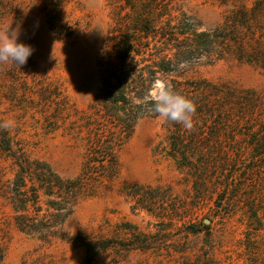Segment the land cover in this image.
I'll return each mask as SVG.
<instances>
[{"label":"rangeland","instance_id":"374dc122","mask_svg":"<svg viewBox=\"0 0 264 264\" xmlns=\"http://www.w3.org/2000/svg\"><path fill=\"white\" fill-rule=\"evenodd\" d=\"M42 1L0 0V39L15 30L18 41L33 48L29 58L46 73L41 77L13 72L0 63V120L17 143L14 150L21 146L30 160L45 162L62 178L73 179L85 162L87 131L79 126L101 88L97 60L115 24L116 10L109 0H71L64 12L71 24L78 25L77 32L73 39H61L40 12ZM241 1L252 6L256 0ZM183 9L203 29H211L224 8L209 0H194L185 2ZM181 72L179 80L228 84L264 97V70L254 65L203 60ZM48 83L57 86L67 104L65 110L58 112L54 103L49 107L41 100L39 92ZM256 119L260 123L264 117ZM249 128L241 124L219 136L205 131L195 139L184 134L181 140L196 142L207 156L220 161L218 155H230V160L198 176L203 184L197 185V192L196 173L170 156L175 136L166 130L165 118L140 120L118 153L117 175L105 181L95 196L80 200L74 213L43 238L14 227V213L5 196H11L19 169L11 158L0 154V241L6 247L5 264H84L85 251L72 245L79 236L110 241L108 250L92 264H179V250L190 258L204 252L222 264H244L246 258L254 260L250 264H263L264 228L248 245L240 213L228 217L214 203L264 196L257 191L264 188V160L251 162L250 142L257 143L259 136ZM237 154L244 161L235 162ZM227 184L231 192L224 190ZM146 241L151 248L143 251L139 244Z\"/></svg>","mask_w":264,"mask_h":264},{"label":"trees","instance_id":"16d2710c","mask_svg":"<svg viewBox=\"0 0 264 264\" xmlns=\"http://www.w3.org/2000/svg\"><path fill=\"white\" fill-rule=\"evenodd\" d=\"M70 1L43 0L40 6L49 29L61 39H73L77 32L78 25L71 24L64 12ZM187 1L194 0H109L116 10L115 24L97 60L101 88L79 126L87 132L85 162L77 177L64 179L47 163L30 160L21 146L14 150V138L0 120V154L11 158L19 169L11 196H5L14 213V227L19 232L45 237L74 213L80 200L95 196L105 181L117 175L118 153L138 122L161 117L153 110L151 96L157 81L171 85L173 91L190 98L196 105L190 129L165 118L166 130L175 136L170 156L196 173L195 191L199 192L197 185L203 181H198V176L210 166L230 160V155L225 152L218 155L220 161L217 156H207L196 142L181 140L184 134L195 139L205 131H214V135L219 136L221 132L234 131L245 124L259 136L257 143L250 142L251 162L264 160V120L258 123L256 119L259 115L264 117L261 94L206 80L178 79L183 67L203 60H235L264 70V0H256L252 6L241 0H209L224 8L220 21L211 29H203L195 17L184 11ZM1 64H6L13 72L46 75L45 70L41 72L30 58L22 66L10 61ZM58 91L57 86L48 83L39 95L46 106L54 103L61 112L67 104ZM242 157L237 154L235 162L244 161ZM226 186L225 191L233 190L229 184ZM257 191L262 194L264 188L259 187ZM214 203L228 217L240 213L239 222L246 227L244 233L248 245L264 228V196H251L238 202L236 199H218ZM203 227L209 230L206 225ZM72 245L85 251L84 264H92L108 250L110 241L79 236ZM150 245L146 241L139 247L145 251L151 248ZM178 253L182 255L179 264H222L204 252L193 258L185 256V250ZM254 257H258L257 254ZM5 261L6 247L0 241V264ZM248 261L254 260L246 258L244 264H250ZM39 264L51 263L39 261Z\"/></svg>","mask_w":264,"mask_h":264},{"label":"clouds","instance_id":"9594fccd","mask_svg":"<svg viewBox=\"0 0 264 264\" xmlns=\"http://www.w3.org/2000/svg\"><path fill=\"white\" fill-rule=\"evenodd\" d=\"M32 53L33 48L30 45L18 41L15 30L0 39V63L10 61L22 66ZM154 87L155 91L151 93V96L155 113L190 129L193 126L192 117L196 112L195 103L190 98L173 91L171 85H164L157 81Z\"/></svg>","mask_w":264,"mask_h":264},{"label":"water","instance_id":"95a60500","mask_svg":"<svg viewBox=\"0 0 264 264\" xmlns=\"http://www.w3.org/2000/svg\"><path fill=\"white\" fill-rule=\"evenodd\" d=\"M209 223V221L208 220H205V224H208Z\"/></svg>","mask_w":264,"mask_h":264}]
</instances>
